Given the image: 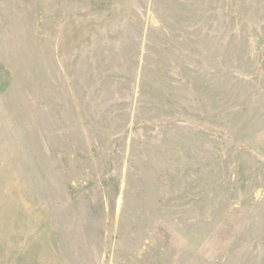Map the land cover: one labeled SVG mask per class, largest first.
<instances>
[{"label": "rangeland", "instance_id": "obj_1", "mask_svg": "<svg viewBox=\"0 0 264 264\" xmlns=\"http://www.w3.org/2000/svg\"><path fill=\"white\" fill-rule=\"evenodd\" d=\"M0 264H264V0H0Z\"/></svg>", "mask_w": 264, "mask_h": 264}]
</instances>
